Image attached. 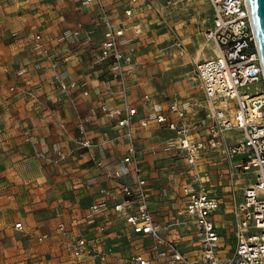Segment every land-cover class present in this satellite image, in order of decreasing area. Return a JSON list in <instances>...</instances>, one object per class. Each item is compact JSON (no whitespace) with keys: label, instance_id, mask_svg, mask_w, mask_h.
Wrapping results in <instances>:
<instances>
[{"label":"crops","instance_id":"crops-1","mask_svg":"<svg viewBox=\"0 0 264 264\" xmlns=\"http://www.w3.org/2000/svg\"><path fill=\"white\" fill-rule=\"evenodd\" d=\"M3 1V4L0 3V191L6 190L5 196L8 195L11 198L12 204L17 201V191L21 193L25 191L28 196L27 212H20L23 214L20 216L21 221L13 223L12 227L22 222L26 232L49 234L50 239L39 243L33 236H25L26 248L20 245L17 247L14 240L9 239L7 231L5 234L0 231V264H94L87 259L78 261L72 259L67 246L68 239L59 235L57 226L63 222L69 228L71 227L69 225H74V232L78 231L79 224L88 208L107 198L100 193L102 189L118 194L116 188L119 183L108 179L107 170L98 167L92 158L111 167L121 161L126 154V149L120 148L117 144H111L93 150L92 154L89 152L76 153L68 163L56 165L35 159L31 144L24 143L22 132L26 129L30 130L38 148L51 155L60 149L70 151L75 148L74 140L78 138L76 127L78 115L86 116L97 112L104 104L112 108L120 106L118 97L105 88L107 78L99 77L92 71L91 58L85 56L90 46L85 43L84 35L70 40L68 44L47 41L52 35L66 30H76L80 24H83L85 29L94 31L92 36L94 44L100 46L104 40V30L101 27L94 28L92 24V20L99 16V10L96 5L87 4L85 0ZM150 1L152 8L146 5L144 13L127 19L124 11L129 5L128 0H104L117 24L126 27L127 38L134 35L131 27L133 24L146 21L141 26L143 35L134 43V58L138 60L140 66L129 76L131 102L135 106L140 105V99L144 94L153 95L157 102L168 103L172 98H177L182 102L189 100V102L197 103V106L190 111L189 117L205 120L208 107L201 84L195 77V70L197 64L215 57V45L206 39V33L213 27L214 11L211 8L212 23L206 30L205 39L202 41L199 37L195 43L187 29L183 28L178 31L181 35L179 42L184 47L183 50L192 49L188 61L195 63L194 76L190 81H175L174 85L170 86L161 79H157L159 78L157 71L150 72L145 66L146 62L154 59L148 58L147 44L151 42L159 44L168 37L167 34L155 36V30L158 31L165 27L161 19L163 9L159 8L160 3H156V0ZM37 35H41L44 45L53 50L58 61V71L63 78L67 81L78 82V86L73 91L69 93L60 91L53 72L49 69H42L41 64L44 62H38L39 55L35 52ZM159 61L161 64L158 67L162 68L167 60ZM38 64H40L39 67ZM24 69H28L29 72L19 77L16 76L17 71ZM84 92H88V95H84ZM31 93L37 94L39 100L33 99L30 96ZM162 94H165L167 99L161 100ZM71 98L75 100V104L72 103ZM154 115L151 107L139 106L138 120L145 117L152 119ZM59 120L68 122L66 132L59 129ZM114 124V120H109L104 116L94 118L88 126L90 138L93 140L101 137L112 138L117 134ZM161 134L166 138L174 136L169 130L165 128L162 130L157 125L146 130L137 129L138 146L142 150L144 172L148 181L151 209L156 224L161 222L164 215L165 217L171 215V206L168 201L170 196L167 192L172 187L173 170L164 169L168 161H164L165 157L157 152L159 146L155 144ZM183 162L188 170L185 158ZM207 170L210 175L209 186L214 196L220 200L214 190L217 177L219 178L220 174L228 175L230 168L221 154L210 153L202 160L197 172L201 175ZM175 180L174 178V182ZM185 181L186 179L181 184L179 209L184 206L185 197L182 193V186ZM121 182L128 184L130 179L124 178ZM222 182L219 185L224 184L232 191L234 183L228 180ZM1 205L3 206V201L0 200ZM40 207L42 211L38 213V219H35L33 212ZM53 212L59 217L54 227L56 231L42 229V225L47 228L51 223L50 219L46 220L53 216ZM177 213L176 211V220L170 216V225L162 228L161 231L166 239L179 242L183 248L188 241L193 244L191 241H193L194 234L196 233V236L198 234L195 226L176 225L179 222ZM42 219L44 222L41 221ZM36 222L40 225H36ZM217 225L220 228L218 222ZM170 227L172 229L167 230ZM111 232L108 247L113 251L114 257L110 259L109 264H125L128 257L138 254L152 260L162 258V254L159 255L154 251L153 241L134 235L126 224L114 226ZM3 239L7 241L4 242ZM182 250L186 252L184 248ZM219 253L218 250L217 258ZM5 255L12 256L7 259ZM191 260L199 262L200 258H197L199 261L194 257ZM163 264L177 263L165 262Z\"/></svg>","mask_w":264,"mask_h":264},{"label":"built area","instance_id":"built-area-1","mask_svg":"<svg viewBox=\"0 0 264 264\" xmlns=\"http://www.w3.org/2000/svg\"><path fill=\"white\" fill-rule=\"evenodd\" d=\"M85 2L96 5L99 10V16L92 20V24L94 28L101 27L104 30L101 45L94 44V31L85 29L83 24L76 30L52 35L47 41L68 44L70 40L84 35L85 43L90 46L85 56L91 58L92 71L99 77L107 78L105 88L118 97L120 106L112 108L104 104L97 112L78 115V138L74 140L75 148L70 151L60 149L51 155L38 148L30 130L22 132L24 143L31 144L35 159L56 165L68 163L76 153L92 154L93 150L111 144L126 149L121 161L111 167L92 158L98 167L107 170L108 179L119 183L116 188L118 194L102 189L100 193L107 198L89 207L91 214L84 216L78 231L74 232L63 222L57 226L59 235L68 239L67 246L72 259L109 264L114 253L108 247V240L115 222H119L126 224L134 235L149 238L154 243V251L162 254V258L158 257L157 260L140 254L133 255L125 260V264H198L186 256L179 242L166 239L154 220L137 129L146 130L151 125H157L174 134L172 140L189 168L182 186L184 206L177 213L179 222L176 225L196 227L205 249L203 264L218 263L217 248L221 236L216 221L220 200L209 186V171L201 175L197 172L202 160L210 153L223 156L230 168L229 173L234 169L236 174L253 172L254 175L253 182L241 188L240 198L236 194L231 196L235 246L225 264H264V93H242V89L248 85L264 83V68L248 0H209L214 20L206 36L215 45V57L197 64L195 70L208 107L205 120L189 117L197 103H186L177 98L165 103L155 101L153 95L144 94L140 105L135 106L130 99L128 80L130 74L140 66L134 58V43L143 35L141 26L146 21L133 24L134 35L127 38L126 27L117 24L104 0ZM145 3L146 0H128L125 17L131 19L144 13ZM35 42L38 62H44L41 64L42 69L53 72L60 91H73L78 82L63 78L58 71L53 50L44 45L41 35L36 36ZM84 95H88V92H84ZM30 96L39 100L35 93ZM160 98L165 100L167 96L162 94ZM71 100L73 104L76 103L73 98ZM139 106L151 107L154 118L138 120ZM99 116L115 121V136L97 140L90 138L88 126ZM67 123L59 120V129L66 132ZM236 133H240L241 138L236 139ZM124 178L130 179V183L121 182ZM14 229L33 236L39 243L50 239L49 234L26 232L22 222L16 223Z\"/></svg>","mask_w":264,"mask_h":264},{"label":"rangeland","instance_id":"rangeland-1","mask_svg":"<svg viewBox=\"0 0 264 264\" xmlns=\"http://www.w3.org/2000/svg\"><path fill=\"white\" fill-rule=\"evenodd\" d=\"M0 1V3H4L3 0ZM157 2L160 3L159 8L163 9V17L161 19L165 27L158 31L155 30L154 34L156 37L167 34L168 37L162 43L156 44V42H151L147 44L149 50L148 58L152 57L154 59H151L150 62L148 61L145 63V66L147 67L146 69L150 72L157 71V77H159L157 79H161L165 84H168L170 86L174 85L175 81H190V79H192L191 77L194 76L193 71L195 68V63H193L192 61H188V57L192 53V49L183 50L184 47L180 45L179 42V37L181 38V35H179L178 31L183 28L187 29L188 33H190V36L195 43L198 41L197 38L199 37L201 38V41L205 39L206 30L212 23L211 4L209 0H156V3ZM146 5H150L152 8V2L150 0H146V3L144 5L145 8L147 7ZM208 42L210 43L211 41ZM161 59L167 60L162 68L158 67V65L161 64V62L159 61ZM28 72V69L19 70L16 72V76L19 77L21 75L27 74ZM242 93H264V83L259 82L248 85L247 87L242 89ZM183 102L187 103L189 102V100H183ZM152 126L154 125H151L150 128H152ZM161 129L163 130L164 128ZM162 135L163 134H161L160 138L156 140L157 143L155 145L159 146L157 147L158 150H156L158 153H161L165 157L164 161H168V163L164 165V169L173 170V179L172 187L167 192L170 196L168 201L169 205L171 206V215H168L166 217L165 215L163 216V219L158 224L161 229L167 228L170 225V216H172V219L175 218V220L177 218L176 211L178 212L180 210L178 201L181 194V184L183 180L187 179L189 172V170H186L187 167L183 162V154L180 150L177 149L174 141L172 140L173 136L166 138L164 137V135ZM234 137H236V139H239L241 138V134L236 133ZM140 152H142L141 149ZM232 173H234V171H232ZM232 173L230 172L228 173V175L225 174L219 176V178L217 177L216 186L214 189L216 190L215 194L219 196L221 201V206L217 213V222L220 224L219 229L221 231L220 242L217 248L220 251L217 264H225L224 259L229 257L234 251L235 239L230 203L231 196L233 194H236L237 198H239L242 193L241 188H244L248 184L252 183L254 179L253 172L242 174ZM174 178L176 179L175 182ZM224 180H228L234 183L232 191H230V188H227L224 184L219 185V183ZM5 191H0V200L3 201V206H0V216H2L0 222V231H3L4 234L7 231L9 234V239H13L17 244V247L20 245L26 248L27 240L25 239V236L30 235H28L27 233L16 231L14 227H12V224L17 221H21L20 216H22L23 214H21L20 212H27L28 203H26V200L28 199V196L25 191L24 193L17 191V201H14V204H12L11 198H9L8 195L5 196ZM41 211V207L38 210H34L33 216L35 217V219H38L37 215L38 213H41ZM89 214H91V212L88 208L85 216ZM52 215L53 216L46 220H51L49 226L46 228L44 225H42V229H48L49 231L52 230L53 232L56 231L54 227L56 226L57 218L59 217L57 215H54V212ZM41 221L44 222L43 219ZM36 225L39 226V222H36ZM116 225H119V222H115V226ZM69 226H71L70 229L74 231V225ZM182 226L185 225H181V227ZM171 229L172 227L167 230L170 231ZM3 241L5 242L7 240L3 239ZM193 241H191V243L193 244H190V242L188 241L185 243V245H183L184 251L188 252V255L186 256L190 260L192 257L196 258V260L197 258H200V261L197 260L199 261L198 264H203V253H205V249L202 241L200 240V237L196 236V233L194 234ZM183 248L181 246V249ZM11 256L12 255H5L7 259H10Z\"/></svg>","mask_w":264,"mask_h":264},{"label":"water","instance_id":"water-1","mask_svg":"<svg viewBox=\"0 0 264 264\" xmlns=\"http://www.w3.org/2000/svg\"><path fill=\"white\" fill-rule=\"evenodd\" d=\"M248 5L264 68V0H248Z\"/></svg>","mask_w":264,"mask_h":264}]
</instances>
